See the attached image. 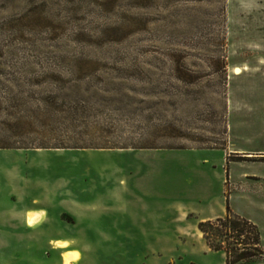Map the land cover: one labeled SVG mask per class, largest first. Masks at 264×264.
I'll list each match as a JSON object with an SVG mask.
<instances>
[{
    "label": "rangeland",
    "instance_id": "374dc122",
    "mask_svg": "<svg viewBox=\"0 0 264 264\" xmlns=\"http://www.w3.org/2000/svg\"><path fill=\"white\" fill-rule=\"evenodd\" d=\"M226 203L264 264V0H0V264H227Z\"/></svg>",
    "mask_w": 264,
    "mask_h": 264
},
{
    "label": "trees",
    "instance_id": "16d2710c",
    "mask_svg": "<svg viewBox=\"0 0 264 264\" xmlns=\"http://www.w3.org/2000/svg\"><path fill=\"white\" fill-rule=\"evenodd\" d=\"M197 228L209 248L225 252L227 264H231V256L240 260L260 253L257 228L247 219L232 212L227 203L223 215L199 221ZM222 243L226 245L223 246Z\"/></svg>",
    "mask_w": 264,
    "mask_h": 264
},
{
    "label": "bare ground",
    "instance_id": "6f19581e",
    "mask_svg": "<svg viewBox=\"0 0 264 264\" xmlns=\"http://www.w3.org/2000/svg\"><path fill=\"white\" fill-rule=\"evenodd\" d=\"M235 73L240 72L238 68H234L233 70ZM35 218V215L32 211H28L26 214V220L28 223H31L32 220Z\"/></svg>",
    "mask_w": 264,
    "mask_h": 264
},
{
    "label": "crops",
    "instance_id": "0c3cea01",
    "mask_svg": "<svg viewBox=\"0 0 264 264\" xmlns=\"http://www.w3.org/2000/svg\"><path fill=\"white\" fill-rule=\"evenodd\" d=\"M26 211H28V210H26ZM35 212V211H34ZM223 214V212L221 213H215V214H212V215H210V216H207V217H204V218H209V219H213V218H215V217H217V216H221ZM38 219H39V217H37ZM41 218V217H40ZM203 218V219H204ZM38 219L34 222V223H28L27 222V220H26V216H25V221H26V224L27 225H33V224H35L37 221H38ZM64 251H68V250H64Z\"/></svg>",
    "mask_w": 264,
    "mask_h": 264
}]
</instances>
